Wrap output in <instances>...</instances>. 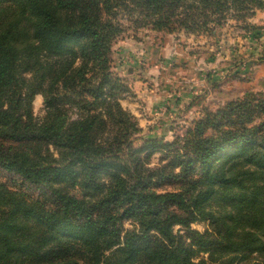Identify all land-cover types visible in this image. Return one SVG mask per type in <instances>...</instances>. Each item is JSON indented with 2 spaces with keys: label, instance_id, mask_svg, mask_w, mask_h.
I'll list each match as a JSON object with an SVG mask.
<instances>
[{
  "label": "trees",
  "instance_id": "obj_1",
  "mask_svg": "<svg viewBox=\"0 0 264 264\" xmlns=\"http://www.w3.org/2000/svg\"><path fill=\"white\" fill-rule=\"evenodd\" d=\"M258 10L264 0H0V264H264V100L246 94L183 142L137 147L111 69L121 14L199 34Z\"/></svg>",
  "mask_w": 264,
  "mask_h": 264
},
{
  "label": "rangeland",
  "instance_id": "obj_2",
  "mask_svg": "<svg viewBox=\"0 0 264 264\" xmlns=\"http://www.w3.org/2000/svg\"><path fill=\"white\" fill-rule=\"evenodd\" d=\"M134 19L120 15L125 32L113 44L111 69L127 85L121 102L142 129L135 146L149 138L183 142L195 121L209 111L246 94L264 100V10L247 22L230 20L214 33L136 29ZM247 23L256 28L248 30ZM32 103L34 116L43 120V96L37 94ZM70 111L76 116V110ZM163 157V152H154L149 166L162 165ZM0 174L11 176L1 169ZM192 228L204 232L209 223Z\"/></svg>",
  "mask_w": 264,
  "mask_h": 264
}]
</instances>
